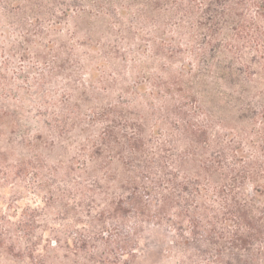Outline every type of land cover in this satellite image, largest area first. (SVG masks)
<instances>
[{
  "label": "rangeland",
  "instance_id": "1",
  "mask_svg": "<svg viewBox=\"0 0 264 264\" xmlns=\"http://www.w3.org/2000/svg\"><path fill=\"white\" fill-rule=\"evenodd\" d=\"M180 2L136 0L134 33L143 40L135 38L134 47L143 50L151 41L166 52L170 43L185 42ZM97 13L84 0H0V264H217L158 229H145L137 240L111 207L126 173L118 157L94 163L88 155L102 128L91 124L82 101L116 100L111 78L133 90L147 74L128 63L120 74L105 70L108 93L85 89L91 70L99 65L102 75L101 64L111 66V50L129 49ZM157 59L145 61L147 71L165 79L166 66ZM212 76L197 88L205 110L230 130L248 126L264 105V88L240 84L243 90ZM247 258L224 257L226 264Z\"/></svg>",
  "mask_w": 264,
  "mask_h": 264
},
{
  "label": "trees",
  "instance_id": "2",
  "mask_svg": "<svg viewBox=\"0 0 264 264\" xmlns=\"http://www.w3.org/2000/svg\"><path fill=\"white\" fill-rule=\"evenodd\" d=\"M135 2L84 0L129 46L128 53L111 50L102 75L93 61L98 67L84 83L102 93L113 86L117 95L82 101L91 124L102 128L88 155L94 163L118 157L126 173L111 207L136 237L150 227L217 264H226L227 252L246 253L245 264H264V105L248 126L230 130L205 110L197 90L210 74L243 90L249 83L264 88V0H182L176 9L187 39L166 52L151 41L143 50L134 47ZM88 57L91 63L94 56ZM156 59L166 66L165 79L147 71ZM128 63L147 77L133 90L115 77L109 87V71L123 73Z\"/></svg>",
  "mask_w": 264,
  "mask_h": 264
}]
</instances>
